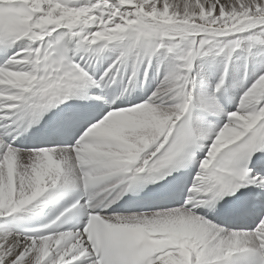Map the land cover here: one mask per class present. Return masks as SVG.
<instances>
[{
    "label": "snow or ice",
    "instance_id": "snow-or-ice-1",
    "mask_svg": "<svg viewBox=\"0 0 264 264\" xmlns=\"http://www.w3.org/2000/svg\"><path fill=\"white\" fill-rule=\"evenodd\" d=\"M0 264H264V0H0Z\"/></svg>",
    "mask_w": 264,
    "mask_h": 264
},
{
    "label": "bare ground",
    "instance_id": "bare-ground-1",
    "mask_svg": "<svg viewBox=\"0 0 264 264\" xmlns=\"http://www.w3.org/2000/svg\"><path fill=\"white\" fill-rule=\"evenodd\" d=\"M172 2H178V0H170V3H172Z\"/></svg>",
    "mask_w": 264,
    "mask_h": 264
}]
</instances>
